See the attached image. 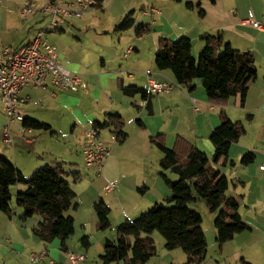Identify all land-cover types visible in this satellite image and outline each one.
Masks as SVG:
<instances>
[{"label": "crops", "instance_id": "1", "mask_svg": "<svg viewBox=\"0 0 264 264\" xmlns=\"http://www.w3.org/2000/svg\"><path fill=\"white\" fill-rule=\"evenodd\" d=\"M106 1L103 0L101 3L100 8L103 11L105 10ZM135 1L123 0L121 4L126 6V8L121 12L120 7L116 24L131 10H134L136 23L146 22L152 24V31L144 35L148 37V43L151 45L149 47L150 58L148 62H146V57H144L145 52L141 50L139 45H130L126 53L119 56L115 55L111 44L103 41L104 38L101 37L103 49L98 51L96 59L92 61L90 59L92 57L91 54L85 53L79 48L74 49L76 44L67 42L61 35L52 37L53 34L56 35L55 33H65L67 31L66 26H74V28L78 27L79 29L80 25L70 19L50 31L52 33L51 37L54 38V40H50L53 42L52 44L57 46L64 64L71 70L78 72L83 80L87 82V89H82L85 93L84 95L94 93L97 98L95 103L97 113L89 115L92 109L90 108L89 111L85 112L88 120L83 118L82 122L79 121L81 126H78L79 122H75V127L77 128L72 130L74 134L78 127L82 129V132L78 134L77 143L80 146L77 153L83 157V148L88 140L87 134L94 130V120L104 121L107 118V113L119 112L123 117L124 130L125 121L128 122V131L125 130L128 137L123 142L117 140L112 132V127L108 129V132H103L105 129L97 131V139L110 149V154L104 159L101 169L98 167L88 168L85 165L84 167L88 171L85 169L86 172L83 173L81 172V166L77 163L68 167L70 171H78L81 174V177L77 180L72 176L68 177L70 183L73 181L77 185L74 190L77 193L78 208L70 210V214L74 216L75 220V231L76 226H78V220L81 224L80 234H83L82 237L88 234V231L97 228L98 216L94 203L100 197H103L111 208L109 217L113 227L108 232L97 231L95 235V245L102 249V252L99 253L100 256L104 252L106 240L108 238H116L114 229L116 230V226L120 222L137 217L141 212L151 208L155 203L169 198L172 194L170 187L161 175L160 159L162 152L152 143L151 137L159 131H164L167 136L166 143L168 147H173L176 136L181 134L191 138L189 140L199 148L203 144L205 146L203 148L213 155L215 148L209 136L212 130L220 124L221 116L226 114L234 121H242L246 126V133L238 141L232 143L227 160H221L220 163L214 164V166L225 173L230 180L226 194L239 200L240 213L243 219L250 224L251 229L237 233L231 240L220 244L216 239V228L213 221L212 230L210 229V236L212 235L210 240L212 238L215 242L212 250H210V244H208V255L202 264H244V262L264 264V168H262L264 166V0H177L180 3L172 4L170 8L159 5L163 0H155L154 4H150V0H147L146 4L141 3L140 5L139 3L141 12L144 15L143 21H137L135 17L137 9H131ZM26 2L43 6L47 0H45L44 4L37 3V0H0V55L5 47L17 48L27 44L38 31L43 29H36L34 32L28 30L31 25L33 26L40 19L39 16H35L36 13L33 14L34 17L22 15ZM92 10L90 9L86 12L89 13ZM31 19L32 21L27 29L28 35L24 37L23 34L19 39V35L25 30V25L23 27L21 21L29 22ZM249 19L254 23H248L247 20ZM86 30L87 34L94 33L89 25H86ZM72 31L74 32V29ZM208 34H220L234 48L254 53L258 76L251 83L245 102L242 104L241 97L236 95L231 97L226 105L212 104L208 101L202 82L198 79L194 80L195 89L193 91H190L189 87L185 85L180 88V94H177L179 96L166 97L155 101V96L172 95L175 90L173 89L171 92L164 94H151L148 90L149 79L160 82L166 80L176 81L170 70H160L156 66L155 53L159 47L160 39L166 37L175 40L187 36L192 40L193 51L195 52V49H197L200 53L204 46L203 37ZM94 35L98 37L97 34L94 33ZM74 37L77 38L76 36ZM81 40L82 38L79 36V40L76 41ZM68 48L71 49L67 51ZM193 54L197 57L195 53ZM122 57L123 59L126 58L123 63L121 62L123 60ZM98 61L101 66H98L99 69L97 71L93 69V66ZM125 69L128 71H125ZM120 82L125 85H137L146 89L152 95V113L149 111L147 100L143 99L141 94L132 96L124 94L120 87ZM37 90L39 92L36 95ZM34 94L36 101L41 103L42 107L45 106L44 108H57V106L61 105L59 102H71L73 97H76L73 96V92L55 90L52 87L48 90H42L37 87H25L22 89L21 95L28 97V102L20 106L19 112L24 117L40 118L39 120L45 121L51 126L53 121L39 114V112L43 111L42 107L37 108L38 106L34 105L36 108L23 114V107L33 100ZM79 99L81 98L79 97ZM189 103L195 104L194 110L200 116L195 119L190 118L187 121L188 125L185 127L180 126L183 121L178 116L176 117L174 112L182 108L188 110V107H190L188 106ZM198 105H200L201 109ZM126 111L128 112L126 113L127 116L125 114ZM46 113H49V111L45 109L43 114ZM137 118H141L144 123L143 126L137 123ZM157 118H160V121ZM175 119L177 120L175 121ZM11 123H9L0 101V130L4 129L5 125L9 124L10 126ZM52 128L56 131L55 135L61 133L58 128L53 126ZM22 129L19 128L15 135L17 140L13 136L14 145H11L12 150L5 149L3 155L14 161L23 172L27 165L25 158L19 156L17 151L28 146L29 152H31L35 142L25 134V131L33 132L34 130H25L23 127ZM36 136L37 134L33 135L34 138ZM128 148L139 152V161H134L137 163L135 168L122 165L123 159L120 156L124 152H130ZM249 151L255 154L254 161L248 165H242L240 163L241 158ZM11 152L12 158L9 155ZM49 152L55 158L53 161L65 160V156L61 155L62 152L57 150L55 154L51 151ZM44 156H38L39 160L34 163V166L43 162ZM75 159L74 157L73 161ZM90 170L93 171L91 172ZM169 171L166 172L169 173V177L176 179L177 175ZM93 177L95 178L91 179ZM109 184H114V188L108 191L107 186ZM142 186L146 188L143 192L139 191V187ZM112 193H115V200L110 197ZM196 203H199V201ZM195 208L199 210L196 206ZM22 213L23 211L19 207L15 213L12 212L9 215L0 211L1 236L4 235L5 237V240L0 239V246L8 251L9 255H15L11 259V264H33L31 256L41 253H45V260H48V256H51L61 262L59 264H66L69 263V253L82 252L78 247L71 245L73 235L65 241L66 249L62 247V241L58 238L51 242L48 247L45 246L43 248L44 242L34 233V229L38 228L43 218L37 216L22 220ZM214 218L215 213L211 212L210 221L214 220ZM118 221L120 222L116 224ZM205 234L208 239V233L205 232ZM154 237L155 240H160L163 243L158 235H154ZM207 242L209 243V241ZM6 243H9L12 249ZM161 249H157V255L152 257L148 264L186 263L187 255L185 252L183 253H185L186 257L184 254L180 256V260L183 258L181 261L183 263H180V260L177 263L176 260L179 257L178 248L167 250L163 245ZM86 250L88 252L84 254L85 259L77 264H83L87 261L92 248H86ZM4 264L9 263L5 260ZM101 264H103L102 261ZM110 264L118 263L113 262Z\"/></svg>", "mask_w": 264, "mask_h": 264}, {"label": "trees", "instance_id": "2", "mask_svg": "<svg viewBox=\"0 0 264 264\" xmlns=\"http://www.w3.org/2000/svg\"><path fill=\"white\" fill-rule=\"evenodd\" d=\"M102 1L96 0L95 9L101 7ZM44 18L48 16L44 15ZM129 29H134L135 35L142 37L152 31V24L136 23L134 10H131L115 25L114 31L122 33ZM203 39L204 46L199 56L195 57L189 37L175 40L162 37L155 53L157 68L170 70L175 80L188 86L190 91L195 89L194 80L200 79L208 101L212 104L226 105L236 95L241 97L243 104L251 83L258 76L254 53L234 48L220 34H208ZM120 87L129 96L141 94L152 113V95L146 89L122 82ZM106 117L104 121L94 120V130L91 131L97 133L112 127L118 141L126 140L128 134L124 130L122 115L110 112ZM136 121L140 126L144 125L141 118ZM22 127L25 130L51 131L53 135L56 134L49 123L29 116L24 118ZM245 133L246 126L242 121H234L223 114L220 124L209 136L215 148L211 157L181 134L176 136L173 147H168L164 131L153 135L152 143L162 152L161 175L172 194L137 217L120 222L116 226V238H108L105 242L104 252L99 256L102 263L148 264L157 255L154 235H159L167 250L183 249L187 255L185 264H202L207 257L208 242L203 228V215L193 207L201 199L215 213L214 226L218 243H225L237 233L250 230V224L240 213L239 200L226 194L230 180L214 166L221 160H227L232 143ZM254 158L255 154L249 151L242 156L240 163L248 165ZM69 165L73 164L62 160L45 163L27 177L14 161L0 154V211L8 215L13 212L12 186L25 185L26 188L16 194V204L23 211L21 219L37 216L43 218L34 233L46 247L58 238L66 249L65 241L75 232V220L70 210L78 208L77 193L68 177L77 180L81 174L70 171ZM168 170L175 173L177 178H170L166 173ZM145 189L144 186L139 187L141 192ZM94 208L98 216L97 227L100 230L109 229L111 208L105 199L100 197L94 203ZM81 242L86 248L91 245L88 235H84Z\"/></svg>", "mask_w": 264, "mask_h": 264}, {"label": "rangeland", "instance_id": "3", "mask_svg": "<svg viewBox=\"0 0 264 264\" xmlns=\"http://www.w3.org/2000/svg\"><path fill=\"white\" fill-rule=\"evenodd\" d=\"M44 2H45V0H37V3H40V4H44ZM122 2H123V0H107L106 4L104 6V9H105L104 11L102 10V8H97V9H93L89 13L86 12L82 18L73 16L70 18V20L79 24L80 25L79 29H78V27L74 28V26H69V27L66 26L67 31L65 33H55L56 35H54V34L52 35L51 32H48V33H46V38L50 43H53L50 39L54 40V38H52V37H56V36L61 35V37L65 38V40L67 42L76 44V46H74L75 50L79 48V49H81V51L91 54L92 57H90V59H92V61H94L96 59V57L98 55V51L103 49V41H105L108 44L110 43L111 46L114 48L113 51L115 52V55H119V56L124 55L126 53L127 49L130 47V45H133V46L139 45L141 47V50L143 52H145L144 57H146V62H148L149 58H150L149 57V47L151 46L148 43V37H146V36L136 37L133 29H129L127 31H124L123 33H117L114 31V25L117 22V14L119 12L120 7H121V12L124 11L126 8V6H122V4H121ZM146 2H147V0H139V1L136 0L133 4L132 8H131V9H133V8L137 9V14L135 16L137 18V21H143V19H144V15H143V12H141V9H140L141 6H139V3L141 5V3L146 4ZM154 2H155V0L149 1L150 4H154ZM179 3L180 2L177 0H163V2L159 3V5H161V7L165 6L167 8H170V6L172 4H179ZM29 16H33V14H31ZM35 16H39L40 20L37 21L33 26L31 25L30 28L28 27V25H29V23H31L32 19L29 22H26L24 20L21 21L22 26L24 27V25H25V30H23L22 34L19 35V39L22 37L21 35H23V34H24V37H26L28 35V33H27L28 28H29L28 30H31V32H34L36 29H41V28L47 27V25L49 24V21H50L49 17L44 18L41 13H36ZM86 25H89L91 28V31H93L95 34H97L98 37H95L94 33H92V32L87 34ZM72 29H74V32L72 31ZM63 34H65V35H63ZM85 34H87V35H85ZM51 35H52V37H51ZM82 35H85V36H82ZM74 36H76L78 39L75 38ZM79 36H81L82 40L76 41V40H79ZM100 37L104 38V40L102 39L103 41H101ZM70 49L71 48H68L67 51H69ZM193 53H195V55L198 57L199 52L197 49H195V52L193 51ZM122 59H123V57H122ZM125 60H126V58L121 60V62L123 63V62H125ZM98 66H101L99 61L96 63V65L93 66V69L94 70L99 69ZM68 69H70V68H68ZM118 69H120V68H118ZM103 70H105V69L103 68ZM71 71L73 73L79 74L78 72H76L74 70H71ZM125 71H128V70L125 69ZM125 74L127 75L126 72H125ZM198 80H200V79H198ZM201 88H203V87H201ZM34 90H36V89H34ZM174 90L175 91L172 95H157V96H155L154 100L155 101L161 100V99L166 98V97L176 96L178 93L180 94V90H181L180 88H176ZM38 92H39V90H37V92L35 94L37 95ZM69 92H71V91H69ZM73 93H74L73 96H76V97H73L71 102H66V103L59 102L61 105L57 106V108H53V107L44 108L45 106L42 107L41 103L36 101L35 94L33 96V100L31 102H29L27 106L23 107V110H22L23 114L28 110L36 108V106H34V105H37L38 106L37 108L42 107L41 109L43 111L46 109L47 111H49V113L43 114V111H42V112H39V114H42L46 119L53 121L52 126L55 128H58L61 132L57 135H51L52 134L51 131H38V130H34L33 132L25 131V134L35 142L31 152H29L30 150L28 149V146L26 148H21L20 151H17V154L19 156H21L22 158H25V163L27 165L26 168H24V171H25L24 175L25 176H27V177L31 176L33 171H35L37 169V167L39 168L40 165L52 162L55 158L50 155L49 151H51L55 154L56 150L62 152L61 155L65 156V160H63V161H65L68 164H73V165H74V163H77L78 165L81 166V172H83V173L86 172L87 169L84 167L85 163H84L83 157H82V155L77 153L79 146H80L77 143V139L79 137L78 134H80L82 132V129L78 127V130H76V132L74 134L72 133V130L77 128V127H75V122H79V121L82 122L83 118L88 120L85 112L89 111L90 108H92V109L90 110L89 115L97 113V111L95 110L97 108V106L95 105L97 98H96L94 93L84 95L85 93L82 90H79V91L73 92ZM77 96H79L81 99H79V97L77 98ZM177 96H179V95H177ZM188 106H190V107H188V110L185 108H182L181 110L174 112L175 116L176 117L178 116L184 123V124L181 123L180 126L185 127L186 125H188L187 121H189L190 118L195 119L197 116H200L199 113H197L194 110V107H195L194 103H189ZM198 106L200 107V105H198ZM200 109H201V107H200ZM126 113H128V112L126 111L125 114ZM84 114H85V116H84ZM126 116H127V114H126ZM201 116H203V115H201ZM157 120L160 121V118H157ZM176 120L177 119H175V121ZM158 121H156V122H158ZM184 121H186V122H184ZM21 125H22V123L19 121H14L10 124V129H11V133L13 136L16 135L19 128L22 129ZM78 126H81L80 122L78 123ZM127 129H128V122L125 121V130L128 131ZM2 131H3V129L0 130V154H3L4 153L3 151H5V149L6 150L11 149L12 150L11 145H8L4 142ZM105 131L108 132V129L103 130V132H105ZM35 134H37L36 138L33 137V135H35ZM186 136H188V135H186ZM101 138H103V137H101ZM188 139H191V138H188ZM15 140H17L16 136H15ZM200 147L202 149L205 146L203 144H201ZM128 149L130 150L131 153L130 152H124L120 156L123 159L122 165L135 168V167H137L136 162L139 161V152L134 151L130 148H128ZM202 150L207 152V154L210 157L212 156V154L210 152H208L207 150H205V148H203ZM9 155L12 158V152ZM41 155H42V157H43V155H45L43 158L44 160H42L43 162L34 166V163L39 160L38 156H41ZM74 157L76 158L75 161H73ZM134 157H136V158H134ZM133 158H134V160H133ZM137 158H138V160H137ZM134 161H136V162H134ZM90 171L92 172L93 170H90ZM167 175L170 176L169 173H167ZM90 177H92V175H90ZM94 178L95 177H93L91 179H94ZM71 183H72L71 186L74 189L75 186H77V185L73 181ZM25 188H26L25 185H18V186L12 187V208L14 209V211H13L14 213L17 211V208H18V206L16 204V194L18 191L24 190ZM79 190H80V187H79ZM110 197H112L113 200H115L116 199L115 193L110 194ZM195 206L199 209V211L203 215L204 231L208 233V239L209 240L207 239V241H209L208 244H210V250H212L215 240H213L212 238L210 240V237L212 236V235L210 236V229L212 230V225H213V221H214V220L210 221V219H209L211 211L209 210L206 202L203 199L199 200V203H194L193 207H195ZM85 217H86V215H85ZM119 222L120 221L116 222V224ZM80 226H81V224H80V221L78 220V226H76V231L72 236L71 245L78 247L80 250H82V252H75V253L86 254L88 252V250H86V247L83 246V244L81 242V237L83 234H80ZM112 227L113 226L111 225V227L106 231H102L98 227L96 229L88 231L89 233L86 235L89 236V240L91 242L89 249L92 248V250L89 252V257H88L87 261L83 264H101L99 253L102 252V249L98 248L97 245H95V240H96L95 235H96L97 231L108 232L112 229ZM1 232H2V229L0 230V239L1 238L4 239L5 237H4V235L1 236ZM3 232H4V230H3ZM114 232L116 233L115 229H114ZM156 234H159V233L156 232ZM158 237H159V235H158ZM7 244H8V247L11 248L9 243H6V245ZM156 244H157V249L162 250L161 248L164 244L161 243L160 240H158V241L156 240ZM42 247L43 248L45 247L44 243H43ZM37 249L40 250L41 248H37ZM208 250H209V248H208ZM177 252H179V257H177L178 259L176 260L178 263V261L180 260V256H182V254L185 255V253H183L184 251L182 248H178ZM14 254H15V252H14ZM14 256L12 254L9 255V252L6 251L4 248H2V246H0V264H4L5 260H7V263L11 264L12 263L11 259ZM185 257H186V255H185ZM47 259L48 260L53 259L56 262L61 263L51 256H48ZM182 259L183 258H181L180 263H183V262H181ZM66 264H68V263H66Z\"/></svg>", "mask_w": 264, "mask_h": 264}, {"label": "built area", "instance_id": "4", "mask_svg": "<svg viewBox=\"0 0 264 264\" xmlns=\"http://www.w3.org/2000/svg\"><path fill=\"white\" fill-rule=\"evenodd\" d=\"M96 0H47L43 6L26 2L22 15L28 16L37 12L50 18L46 28L41 29L27 44L17 48L5 47L0 55V101L9 123L23 122L24 116L19 112L20 106L28 102V97L21 95L25 87H37L48 90H67L77 92L87 89L88 84L83 78L73 73L63 63L56 45L50 43L46 33L71 17H82L90 9H95ZM248 23H254L250 19ZM185 84L177 81H157L149 79L148 90L151 94L169 93L173 89L183 88ZM3 140L14 144V138L9 124L5 125ZM83 148L84 163L88 168H102L104 159L110 154L109 147L97 139V133L90 131ZM29 141H31L29 139ZM264 168V166H262ZM114 184H109L107 190H112ZM68 264H77L85 259L82 253H69ZM33 264H59L53 259L45 260V253L33 254Z\"/></svg>", "mask_w": 264, "mask_h": 264}]
</instances>
